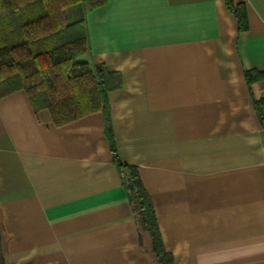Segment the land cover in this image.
Here are the masks:
<instances>
[{
	"label": "crops",
	"instance_id": "0c3cea01",
	"mask_svg": "<svg viewBox=\"0 0 264 264\" xmlns=\"http://www.w3.org/2000/svg\"><path fill=\"white\" fill-rule=\"evenodd\" d=\"M233 2L245 31L226 0L85 3L83 61L121 77L108 121L0 98V264H155L112 143L174 264H264V0Z\"/></svg>",
	"mask_w": 264,
	"mask_h": 264
},
{
	"label": "trees",
	"instance_id": "16d2710c",
	"mask_svg": "<svg viewBox=\"0 0 264 264\" xmlns=\"http://www.w3.org/2000/svg\"><path fill=\"white\" fill-rule=\"evenodd\" d=\"M106 1L0 0V98L26 91L35 111L49 110L58 125L96 111L108 121V94L121 86V77L103 63L93 69L83 61L89 50L85 18L82 13L69 21L66 15L69 8L83 10L85 3L96 8ZM226 1L239 30H247L245 5ZM111 148L141 241L149 240L155 264H174L138 168L122 161L114 143Z\"/></svg>",
	"mask_w": 264,
	"mask_h": 264
},
{
	"label": "rangeland",
	"instance_id": "374dc122",
	"mask_svg": "<svg viewBox=\"0 0 264 264\" xmlns=\"http://www.w3.org/2000/svg\"><path fill=\"white\" fill-rule=\"evenodd\" d=\"M78 7H72V8H69L67 11H66V15L67 17L69 18V21L72 20V18L75 16H79L83 13V10L82 9H77Z\"/></svg>",
	"mask_w": 264,
	"mask_h": 264
}]
</instances>
